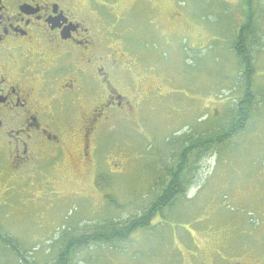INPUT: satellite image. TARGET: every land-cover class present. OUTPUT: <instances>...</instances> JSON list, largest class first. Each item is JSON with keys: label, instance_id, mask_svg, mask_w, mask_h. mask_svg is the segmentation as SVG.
Wrapping results in <instances>:
<instances>
[{"label": "rangeland", "instance_id": "rangeland-1", "mask_svg": "<svg viewBox=\"0 0 264 264\" xmlns=\"http://www.w3.org/2000/svg\"><path fill=\"white\" fill-rule=\"evenodd\" d=\"M108 4L117 13L114 16L122 17V27L112 28L99 15L110 32L95 20L98 12H108ZM93 5L96 16L90 9H84L82 16L98 36V48L104 46L100 55L117 60L119 67L112 77L116 86L129 90L131 85L132 107L108 111V118L90 138L97 139L88 153L74 137L62 148L58 168L51 157L42 162L46 176L32 170L30 178L17 177L5 191L0 185V231L20 240L31 263L52 262L49 242L64 231L66 221L70 226L86 223L87 228L88 223L90 227L111 216L116 220L134 216L153 199L155 192L151 191L179 159L180 144L171 147L169 140L183 138L193 127L209 132L205 119L215 129L214 121L219 119L221 124L230 118L238 95L231 88L237 75L234 60L239 57L229 48L252 6L264 43V0H96ZM116 5L120 7L115 9ZM172 11L176 15L170 24ZM149 15L151 19H147ZM262 46L257 47L253 77L261 102L247 129L222 144L220 155L202 161L185 198L197 197L196 207L166 209L163 226L142 233L123 254L106 247H98V252L96 247L81 248L75 254L76 264H87L88 256L92 264H201L204 259L209 264L231 260L255 264V256L264 255V250L250 252L254 240V245H244L248 239L245 229L250 225L234 223L240 219L249 222L253 217L260 220L264 232ZM136 74L141 80L138 85ZM132 86L139 90L135 92ZM86 108L85 103L74 107L77 118ZM67 125L70 131L80 130L79 123ZM54 131L61 133L57 128ZM249 208L254 210L252 214ZM161 220L157 215L152 222ZM15 254L2 251L0 264H24Z\"/></svg>", "mask_w": 264, "mask_h": 264}, {"label": "flooded vegetation", "instance_id": "flooded-vegetation-1", "mask_svg": "<svg viewBox=\"0 0 264 264\" xmlns=\"http://www.w3.org/2000/svg\"><path fill=\"white\" fill-rule=\"evenodd\" d=\"M95 1L0 0V160L3 159L0 185L4 191L17 177L30 178L32 170L46 176L42 162L47 156L58 168L62 148L74 141V137L88 153L97 139L90 138L108 118V111L132 107L131 85L128 84L129 90L116 86L112 77L119 67L114 62L117 60L100 55L104 46L98 48L101 42L82 16L84 9H90V14L96 16ZM107 7L108 12H98L95 20L106 29L101 17L106 25L121 28L122 17L114 16L117 13L113 7L109 4ZM119 7L116 5L115 9ZM174 12L169 13L170 24L174 21ZM102 14L108 16L104 18ZM151 18L152 15L147 16ZM239 43L234 38L229 49L235 56L241 50L249 51L255 67V71L250 72L255 77L257 47L262 46L263 41L254 42L249 38L246 47L236 48ZM234 61L238 77H233L231 91L239 98V77L245 73L240 70L238 60ZM137 80L134 78L138 85L141 82L138 76ZM132 88L135 92L139 90V86ZM79 103L89 106L82 109L80 119L74 111ZM75 123H79L78 132L70 131L67 125ZM56 128L61 133H56ZM249 212L252 214L254 210L249 208ZM254 262L264 264V255L255 256ZM228 264L246 263L231 260Z\"/></svg>", "mask_w": 264, "mask_h": 264}, {"label": "trees", "instance_id": "trees-1", "mask_svg": "<svg viewBox=\"0 0 264 264\" xmlns=\"http://www.w3.org/2000/svg\"><path fill=\"white\" fill-rule=\"evenodd\" d=\"M253 8L252 6L251 10L245 13L246 20L241 26L240 32L237 33L235 37L236 41L239 40L240 42L239 46L236 48L246 47L249 38H253L254 42H257L258 39H262L261 35L257 34V32H259V27ZM261 45H264V43ZM238 57L240 61V70L244 71L245 75L239 77L241 80L240 96L236 98L234 104H232L229 115L230 118L224 121L225 123L221 122V124L219 119L217 121L213 119L216 125L215 129H213L212 125L205 119L207 129L210 130L209 132L205 133L193 127L185 132L186 134L183 138L175 142L171 141V139L169 140L171 147L174 146V144H180V149L177 151L179 159L176 164L167 168L166 175L164 176L165 180L163 179L161 181V186L158 184V188L151 191L155 192L153 199L150 200L146 206L141 205L140 210L137 211L134 216H129L122 220H116L115 218H111V216L102 222L92 223L90 227V223H88L87 228L86 223L84 225L70 226L69 222L66 221L67 224L64 226V231L57 237L53 236L49 242L48 254L54 257L50 264H76L74 260L76 252L85 247H90L91 249L96 247L94 249L96 251L98 247L100 249L106 247L109 249L108 251L123 254L128 247L133 244L135 245L138 240L141 239L142 233H151V231L156 230L155 227L163 226V220L166 219L167 216L165 215L166 209L170 210L175 205V209L179 210H184V207H196L197 197L191 200L185 198L188 195L189 187L196 181L194 177L202 167V161L210 155H216L217 153L220 155V152H222L220 146L222 144L244 132L255 110L258 109V104L261 102L262 95L256 92L253 73L250 72L252 71L251 69L255 71L254 59L248 50H241L238 52ZM197 126L199 127V125ZM171 154L176 157L175 151ZM157 215L160 216L162 220L156 223L152 222ZM241 221L244 224L247 223L250 225L245 229V234L248 239L244 240V245L246 247L248 245H254L252 241L254 240L255 247L252 246L251 250L256 249L257 252L263 250L264 241H262L261 237H264V232L261 230L260 220H254L252 217L249 222L240 219L236 220L234 223L239 225ZM241 227L242 226H239L238 229L240 237H243L241 235ZM253 236L255 239H250ZM213 241L216 240L214 239ZM20 243V240L16 237L8 233L2 234L0 231V253L2 251L9 252L13 250V252L16 253V259L18 256L21 257L24 259V264H37V261L33 260L31 263L26 258L28 249L21 247ZM240 246L241 249H243L241 243ZM229 249L235 251L234 246H229ZM243 250L246 251L245 249ZM108 254L110 255L113 253ZM131 258H134V256ZM238 258L239 257H237V259ZM85 260L87 264H92L89 260V256ZM178 262H180L179 257ZM18 263H21V261ZM44 264H49V262H45ZM201 264H209L208 259H204Z\"/></svg>", "mask_w": 264, "mask_h": 264}, {"label": "bare ground", "instance_id": "bare-ground-1", "mask_svg": "<svg viewBox=\"0 0 264 264\" xmlns=\"http://www.w3.org/2000/svg\"><path fill=\"white\" fill-rule=\"evenodd\" d=\"M194 191V190H193Z\"/></svg>", "mask_w": 264, "mask_h": 264}]
</instances>
